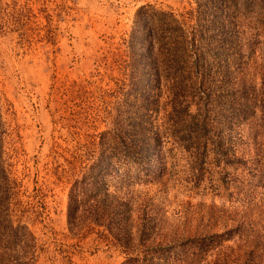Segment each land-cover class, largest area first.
Segmentation results:
<instances>
[{"label": "rangeland", "instance_id": "1", "mask_svg": "<svg viewBox=\"0 0 264 264\" xmlns=\"http://www.w3.org/2000/svg\"><path fill=\"white\" fill-rule=\"evenodd\" d=\"M145 2L177 12L193 5L0 0V157L11 186L7 208H0V264H119L126 254L99 217L105 192L174 224L187 216L193 225L213 209L233 216L259 204L264 212L263 195L250 193L245 204L247 190L228 180L211 153L193 164L167 142L172 124L161 108L153 122L163 146L149 167L112 157V132L126 128L120 119L140 103L125 53L133 13ZM259 38L256 53L264 48ZM75 180L83 186L81 219L70 228L66 204Z\"/></svg>", "mask_w": 264, "mask_h": 264}, {"label": "trees", "instance_id": "2", "mask_svg": "<svg viewBox=\"0 0 264 264\" xmlns=\"http://www.w3.org/2000/svg\"><path fill=\"white\" fill-rule=\"evenodd\" d=\"M191 2L182 12L150 2L136 7L125 55L129 80L140 84L136 95L141 108L120 119L125 129L112 132V157L142 160L149 167L155 148L159 152L163 146L153 122L161 108L172 124L164 136L167 142L186 150L193 164L211 153V162L221 164L228 180L247 190L245 204L250 193L263 195L260 201L264 48L254 51L261 35L264 44V0ZM179 120L185 124L177 130ZM100 176L93 180L95 187ZM9 180L0 157V208L8 205ZM81 192L83 186L75 180L66 204L70 228L81 219ZM104 194L109 199L104 197L99 217L126 254L119 264H264V212L259 204L233 216L213 209L193 225L187 216L174 224L140 202L141 208H130L125 195ZM3 217L7 223V215Z\"/></svg>", "mask_w": 264, "mask_h": 264}]
</instances>
